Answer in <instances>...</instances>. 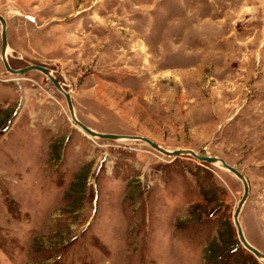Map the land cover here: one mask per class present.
Instances as JSON below:
<instances>
[{
	"label": "rangeland",
	"instance_id": "rangeland-1",
	"mask_svg": "<svg viewBox=\"0 0 264 264\" xmlns=\"http://www.w3.org/2000/svg\"><path fill=\"white\" fill-rule=\"evenodd\" d=\"M7 59L44 64L92 128L215 154L247 177L264 252V0H0ZM9 48V49H8ZM220 163L89 136L0 57V264H264Z\"/></svg>",
	"mask_w": 264,
	"mask_h": 264
},
{
	"label": "water",
	"instance_id": "water-1",
	"mask_svg": "<svg viewBox=\"0 0 264 264\" xmlns=\"http://www.w3.org/2000/svg\"><path fill=\"white\" fill-rule=\"evenodd\" d=\"M8 41H7V22L5 17L0 14V57L4 64V67L11 73L14 74H20L25 71L31 70V69H37L41 72H43L56 86L57 89H59L65 96L67 107L69 111V116L71 121L74 123L75 126H77L81 131H83L85 134L89 136H97L100 138H134V139H141L148 144H150L155 149L170 155V156H178V155H191L192 157H195L198 160L201 161H207V162H214V163H220L222 166L227 168L229 171H231L233 174H235L243 184V191L241 196L239 197L237 204L233 210L232 217L233 222L236 227L237 231V237L242 246H244L248 251L253 253L257 258L264 259V252L261 251L257 246H255L253 243H251L247 237L245 236L242 226L239 222L238 214L240 211V208L245 201L249 189L248 180L245 174L237 168L235 165L227 162L223 157L215 155V154H200L196 150L190 148V147H179V148H166L153 139H151L148 136L142 135V134H135V133H117V132H110V131H100L92 128L91 126L87 125L85 122L80 120L74 110L73 102L71 99V93L69 89L65 88L62 84V82L57 78V76L52 72L51 68L40 64L37 62H30L25 65L14 67L9 63V60L7 59V49Z\"/></svg>",
	"mask_w": 264,
	"mask_h": 264
},
{
	"label": "bare ground",
	"instance_id": "bare-ground-1",
	"mask_svg": "<svg viewBox=\"0 0 264 264\" xmlns=\"http://www.w3.org/2000/svg\"><path fill=\"white\" fill-rule=\"evenodd\" d=\"M9 49V48H8ZM6 53H7V49H6Z\"/></svg>",
	"mask_w": 264,
	"mask_h": 264
}]
</instances>
